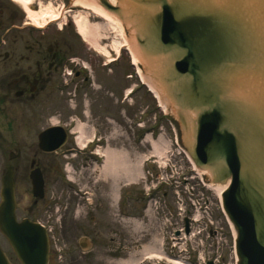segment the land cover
<instances>
[{"label":"water","instance_id":"95a60500","mask_svg":"<svg viewBox=\"0 0 264 264\" xmlns=\"http://www.w3.org/2000/svg\"><path fill=\"white\" fill-rule=\"evenodd\" d=\"M93 1L122 22L195 165L214 183L230 178L222 198L238 264H264V0ZM55 129L39 137L41 150L64 143ZM12 175L2 179L0 231L21 264H47L45 232L15 224ZM31 179L42 197L40 173ZM0 264H9L1 251Z\"/></svg>","mask_w":264,"mask_h":264},{"label":"rangeland","instance_id":"374dc122","mask_svg":"<svg viewBox=\"0 0 264 264\" xmlns=\"http://www.w3.org/2000/svg\"><path fill=\"white\" fill-rule=\"evenodd\" d=\"M7 1L13 5V8H16L17 11L22 12V5L13 0ZM48 4H52L53 9L60 13L59 19L49 25L55 28V30H58L60 26L63 27V29L65 28L64 24L70 21L69 14L72 15L73 19L75 16L81 14V16L85 18L84 23L88 22L92 27L96 24H100L101 28L95 29L97 35H94V39L103 48H105V43H108L113 49L114 41H122L121 38L115 37L117 31L112 32L108 27L103 28L105 23L92 12L74 7L69 8L71 4L69 0H33L32 4H30V8L32 7L33 10L38 12L39 6L46 7ZM48 21L49 19L46 23ZM74 24L77 26L75 22ZM73 34L77 40L83 42L82 37L78 34V28L77 32ZM87 42H89L92 47L89 49V45L83 42L82 50L85 53V56H87L83 61L89 63L93 71L94 69L99 68L103 72L101 67L102 59H105L104 61H107V59H114L115 55H108L107 58L105 55L103 56L102 52H97L96 47L89 39ZM106 49H108V47H106ZM121 53L122 58L119 63L116 65H112L114 62L110 64L112 65L111 71L109 70L108 75L105 74L108 76L107 79H110V77L122 79L121 73L124 75L125 72L131 73L132 71H135L134 66L127 64V60L130 59L127 50L122 49ZM97 76L99 80H103L101 75ZM139 82L140 80L138 79V83ZM134 83L137 82L126 81L124 88L130 87ZM96 84H98L97 81ZM113 92L120 93V91L115 90H113ZM78 93L80 94V92ZM93 93L98 95L95 97V103L102 100L99 95L103 96V101L106 104V116L111 118L114 117V114L110 115V111H112L110 105L114 106V112L120 110L121 114L117 112V115L122 119L120 121L121 127L115 128L112 125L109 128L107 126V135L111 134L112 137H114L109 139L107 147L109 150L121 151L122 154L119 155L118 160L124 164L137 165L141 161L142 156L151 151L150 144L144 139L145 133L142 134L143 130L131 125V120L134 119V117H141L140 121L143 125L142 129L154 126L153 138L155 140L159 133V126L163 127L166 135L172 138L173 134L169 125V121L172 122L169 117L170 115H164L161 109L157 107L156 102L152 100V97L150 94H147V92H143V90L135 92L132 96V100L123 104L122 107L117 102L121 97V94L119 96H111L110 93L107 95V92L105 93L101 90L96 91L93 89V92H89L86 97L82 95V100L81 97H78V100L76 97V109H83L82 104L84 98H87L91 104L90 96ZM59 106H63L61 100L58 101V105L55 106L53 113H56L59 110ZM62 109L66 110L65 107H62ZM68 109L71 108L68 107ZM51 113L52 110L50 107L44 108L42 111V116L45 117L44 121L46 122V125L50 123L49 119L52 117H49V115ZM52 115L53 114L50 116ZM152 115H155V124L152 123ZM57 118L62 119L59 117ZM81 121L83 120L81 119ZM102 128L105 129L106 127L102 126ZM102 128H99L101 132ZM119 134H121V136H119ZM132 134L138 135V142L131 140ZM26 140L25 146L28 147L31 142L27 137ZM73 153L70 154L65 152L63 155L60 154L55 158L47 159V164L49 166L55 165V167H49V169H46L44 177L45 195L41 204H38L37 206V218L42 219L43 221L49 219L51 215L49 211H53L54 224L57 225L55 236L58 237L60 235L58 237L59 243L61 244L63 240L61 245L65 248L61 258L62 264L89 263V261L84 259L83 261L78 262L73 259L76 256V254L73 255V253H77V250L73 249V245L76 244V241L81 236L85 235L86 230L89 228V225H91V222L89 223L90 217L96 222L95 225H91V228L96 231V240L94 241V244L95 248H97L91 251V255H96V259L93 260L91 264H125V262L122 263L125 258L127 261L131 259L139 260L142 257L143 248L150 244V241L157 238V234L160 230H158V228L155 229V227L150 224L147 215L145 214L147 200L142 198L141 182H139V184L129 182L121 174H117L115 179H113L112 175L103 171V160L101 164H97V162L94 164V161H88V158H85V156L79 155L72 157L71 155ZM67 164L68 166H72L73 171L67 173L64 170ZM143 167L148 168L149 164H144ZM116 191L119 196L118 200H120L118 208L116 207L114 200V194ZM84 192L87 193L84 194ZM16 200L20 203L21 208L23 205L31 204L32 198L30 195V187L29 191H26L23 188L19 189ZM45 211H47V214H45ZM19 215L25 216V213L19 212ZM121 217H127V219H122ZM133 217L138 219L139 222L137 230L131 228ZM117 243H119L118 246L120 249L123 247L122 249L125 253L123 252L121 255H118L119 251H117L118 253H109V250L116 247ZM99 248L100 250H98ZM69 250L72 254L68 253ZM225 263H227L226 260Z\"/></svg>","mask_w":264,"mask_h":264},{"label":"flooded vegetation","instance_id":"af4514ba","mask_svg":"<svg viewBox=\"0 0 264 264\" xmlns=\"http://www.w3.org/2000/svg\"><path fill=\"white\" fill-rule=\"evenodd\" d=\"M25 19L17 10L12 12L6 1L0 0V175L6 167L12 166L16 191L26 187L23 175L27 172L28 162L29 171L39 168L44 176L45 170L51 167L47 159L58 155V152L42 153L35 145L38 134L48 127L42 116L43 106H48V102L56 104V95L61 91L71 93L74 90V94L80 92L86 97L93 92L94 85L87 72L70 64L73 56H79V61L86 58L82 47L70 40L71 25L62 33L53 32L51 27L40 32L32 29V24ZM68 67L76 72L64 83L63 72ZM108 81V84L98 87L105 93L107 86L113 88L112 81ZM114 83V89H117L119 83ZM97 96L94 93L90 96L91 104L87 100L85 111L86 123L94 130L102 128L107 117L104 98L99 95L102 100L95 103ZM74 116L76 112L67 114L66 121L73 120ZM114 118L120 123L117 112ZM26 137L31 142L28 147L25 146ZM10 155H13V160H9ZM36 203L34 201L33 206L29 204L26 207L33 221L37 220ZM0 244L8 250V258L13 262L9 246L3 238Z\"/></svg>","mask_w":264,"mask_h":264},{"label":"bare ground","instance_id":"6f19581e","mask_svg":"<svg viewBox=\"0 0 264 264\" xmlns=\"http://www.w3.org/2000/svg\"><path fill=\"white\" fill-rule=\"evenodd\" d=\"M14 2L22 5L24 10L27 13V18L28 20H31L34 24V26L38 28H43L46 26V21L49 19L47 23H53L57 21L60 17V13L55 11L52 7V4H48L46 7L39 6L38 12H35L32 10V8L29 7L30 4H32L33 0H13ZM112 3L114 0H110ZM72 5L75 8L83 9L85 11H90L92 12L96 17L100 18L105 25L104 27H108L112 32L117 31L115 37H120L122 41L116 42L114 41L113 46L118 52V50L126 48L130 54L132 64L136 67L140 79L146 83L147 85L148 82L146 81L144 75L142 74L140 68H139V59L138 56L135 53V50L132 47V40L129 38L128 34L125 32V28L122 24V22L112 13L104 10L101 5L98 3L96 4L93 0H71ZM85 18L79 14L78 16L74 17V22L77 24L78 28V33L84 38L86 41L89 39L90 42L94 44V46L97 49V52L100 51L102 52L103 55L106 57L109 55L108 51L100 46L96 41H95V36L97 35L95 32L96 28H101L100 24H96L94 27L89 25L88 22L84 23ZM40 21V22H39ZM87 26V27H86ZM95 35V36H94ZM91 45V44H90ZM113 60L110 59L109 62H112ZM149 88L156 96L158 94L153 90V88L149 85ZM162 102V101H161ZM163 104V103H162ZM165 108V106H164ZM77 130L80 131V138L87 137L86 136V129L85 126L82 124H79L77 127ZM156 153L159 154L158 148L155 147ZM120 153L117 152H111V151H106L105 152V160L103 164V171L112 174L113 178L117 176V174H122L124 177L129 179L130 181L133 180V182L136 180L139 169L140 168V163L139 162L137 165H126L123 162L119 161ZM136 166V167H134ZM117 194H114V200L116 201L117 199ZM155 246L151 247H145L142 256L155 252ZM127 264H136V263H127ZM177 264H184L182 262H178Z\"/></svg>","mask_w":264,"mask_h":264}]
</instances>
